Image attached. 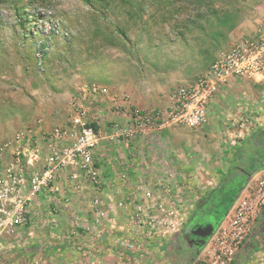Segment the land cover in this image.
<instances>
[{
  "label": "rangeland",
  "instance_id": "rangeland-1",
  "mask_svg": "<svg viewBox=\"0 0 264 264\" xmlns=\"http://www.w3.org/2000/svg\"><path fill=\"white\" fill-rule=\"evenodd\" d=\"M212 3L220 5L219 0H0V145L28 132L36 140L39 134L43 139L44 132L68 120L77 89L84 85L95 84L104 90L96 102L86 100L92 108L101 98L122 100L128 107L163 106L161 101L173 90L194 81L241 37V23L257 26L264 15V0H247L241 8L243 20L227 29L208 10ZM223 99L224 112L237 110L244 103L229 92ZM261 129L260 140L264 138ZM247 139V143L256 140L251 134ZM241 148L218 165L215 160L211 171L204 170L212 179L199 178L202 184L188 185V176L181 172L169 176L179 183L170 190L178 198L167 202L155 197L157 205L148 209L157 216L156 227L146 225L138 216V212L146 215L138 201L127 202L122 197H109L108 202L99 204L101 214L92 223L102 224L129 205L137 223L148 230L164 231L169 226L171 232H186L200 211L213 208V194L226 189L225 198L220 206L214 204L211 214L218 221L215 231L203 246L194 245L188 260L181 261L209 264L222 227L244 197H257L256 178L264 172V153L248 150L241 154ZM133 157L132 161L138 162V155ZM110 158L111 164L122 159ZM234 159L238 161L233 163ZM121 181L112 188H123ZM260 203L257 198L251 232L230 264H264V203ZM51 212L50 222L56 226L57 216ZM108 214L111 216L103 217ZM67 221L74 226L91 224L88 217ZM174 240L179 243L176 237ZM179 256L173 252L171 264L179 263Z\"/></svg>",
  "mask_w": 264,
  "mask_h": 264
},
{
  "label": "crops",
  "instance_id": "crops-1",
  "mask_svg": "<svg viewBox=\"0 0 264 264\" xmlns=\"http://www.w3.org/2000/svg\"><path fill=\"white\" fill-rule=\"evenodd\" d=\"M255 28L254 23L247 21L238 27L242 35ZM225 92L234 93L244 103L232 112L222 111ZM99 100L100 103H94L92 112L98 119L101 136L95 149V161L102 185L93 184L79 169H63L59 177L60 194L31 196L29 224L13 231H0V264H171L173 252H179L180 262L176 264H182L181 261L188 260L191 254L190 246L182 243L186 242L185 231L171 232L169 226L164 231L148 230L145 224L137 223L129 205L118 214L103 216L111 218L102 220V224H93L102 211H98L97 206L108 202L109 197H122L127 202L138 201V206L144 207L147 214L152 204L157 205L155 197L167 202L178 198L173 197L170 190L173 191L179 183L169 176L181 172L188 176V185L202 184L201 178L212 179L204 170L211 171L215 160V164H220L226 160V155H233L238 146L243 147L241 154L248 153V150L264 153V138L260 140L258 135L264 128V73L254 79H230L213 99L208 122L203 126L150 130L120 145L119 140L110 138V135L113 125L124 122V117L112 109V99ZM120 101L121 105L128 107L125 101ZM161 102V105H167L168 97ZM250 134L257 143L256 140L247 143ZM41 136L39 134L37 138L42 155H45L47 150ZM133 154L138 155V162L132 161V158L136 159ZM118 156L122 158L119 163H109L110 157ZM12 162L13 157L6 155L0 169L4 170ZM205 163L207 167L203 165ZM124 172L127 173L125 179L121 177ZM118 179L122 180L120 183L124 187L113 189ZM179 198L183 200V197ZM52 209L56 212H51ZM50 212L57 216L56 226L50 222ZM85 217L90 218L91 224H66L69 219ZM169 234L174 235L179 243ZM163 236L167 237L166 240Z\"/></svg>",
  "mask_w": 264,
  "mask_h": 264
},
{
  "label": "built area",
  "instance_id": "built-area-1",
  "mask_svg": "<svg viewBox=\"0 0 264 264\" xmlns=\"http://www.w3.org/2000/svg\"><path fill=\"white\" fill-rule=\"evenodd\" d=\"M263 73L264 15L253 32L234 39L194 81L173 90L168 95L167 105L153 109L125 107L113 99L112 109L124 117V122L114 124L110 138L130 142L150 130L197 129L208 122L213 99L230 79H254ZM77 90L78 97L72 101L68 120L43 133L45 155L31 132L18 134L0 145V164L6 155L13 157L11 164L0 169V231H13L30 222L31 196L60 194L59 177L65 168L79 169L93 184L102 185L95 161V149L101 141L98 119L86 100L96 102L104 90L95 84ZM121 177L127 178V173H122ZM255 187L257 197L254 200L244 197L222 227L218 253L215 252L209 264H230L251 232L257 198L260 204L264 203V172L257 176ZM138 214L146 225L156 227V215Z\"/></svg>",
  "mask_w": 264,
  "mask_h": 264
},
{
  "label": "water",
  "instance_id": "water-1",
  "mask_svg": "<svg viewBox=\"0 0 264 264\" xmlns=\"http://www.w3.org/2000/svg\"><path fill=\"white\" fill-rule=\"evenodd\" d=\"M226 194H227V190L222 189L213 195L211 201H213L214 204L218 203L220 206ZM214 204H213V208L207 206L205 210L200 211L199 216L193 221V223L185 232L184 238L188 245L192 246L193 244L194 245L197 244L199 247L203 246L207 242L208 238L215 231L218 221L217 219L214 220L215 217L211 218V214L213 213L214 210ZM216 209L219 208L216 207ZM227 211L228 208L225 211V215Z\"/></svg>",
  "mask_w": 264,
  "mask_h": 264
},
{
  "label": "trees",
  "instance_id": "trees-1",
  "mask_svg": "<svg viewBox=\"0 0 264 264\" xmlns=\"http://www.w3.org/2000/svg\"><path fill=\"white\" fill-rule=\"evenodd\" d=\"M84 1L89 2L90 0H84ZM219 1H220V5H214V3L209 4L208 10L211 12L213 16L217 18L218 24L224 25L225 27H227V29H232L236 27L243 20L241 8L242 5H244L247 0H219ZM236 3H239L240 6L237 7Z\"/></svg>",
  "mask_w": 264,
  "mask_h": 264
},
{
  "label": "flooded vegetation",
  "instance_id": "flooded-vegetation-1",
  "mask_svg": "<svg viewBox=\"0 0 264 264\" xmlns=\"http://www.w3.org/2000/svg\"><path fill=\"white\" fill-rule=\"evenodd\" d=\"M214 195V194H213ZM191 251L195 250L196 248L194 247V244L192 246H190Z\"/></svg>",
  "mask_w": 264,
  "mask_h": 264
}]
</instances>
